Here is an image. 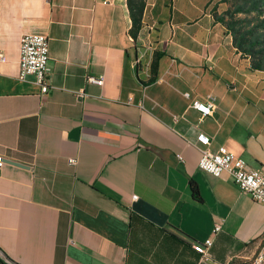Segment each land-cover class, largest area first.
Wrapping results in <instances>:
<instances>
[{
	"label": "crops",
	"instance_id": "obj_1",
	"mask_svg": "<svg viewBox=\"0 0 264 264\" xmlns=\"http://www.w3.org/2000/svg\"><path fill=\"white\" fill-rule=\"evenodd\" d=\"M206 4L147 3L145 48L126 0H0V264H252L264 206L202 172L194 145L205 134L264 172V78ZM31 34L49 40L45 94L16 79ZM140 48L161 55L152 82ZM210 237L202 260L192 245Z\"/></svg>",
	"mask_w": 264,
	"mask_h": 264
},
{
	"label": "built area",
	"instance_id": "obj_2",
	"mask_svg": "<svg viewBox=\"0 0 264 264\" xmlns=\"http://www.w3.org/2000/svg\"><path fill=\"white\" fill-rule=\"evenodd\" d=\"M150 49L143 51L141 48L136 53L134 59V68L142 72L145 79L149 81L151 75L152 55H148ZM152 51H149L151 53ZM138 54V55H137ZM49 60V40L47 37L38 34L25 35L21 38L19 44V59L16 79L25 81L28 77H32L34 82L40 87L41 94L48 91V81L50 69L48 67ZM90 84L102 85V80L96 78H88ZM193 107L203 116H209L215 105L212 98L208 99L206 105L195 102ZM211 140L205 134H199L196 138L194 147L200 154L198 168L215 178L222 174H228L234 185L241 193L247 194L250 199L264 206V172L262 169H252L247 163L230 152L225 147H219L215 152L210 149ZM182 162L180 156L177 157ZM71 165L75 164V160H69ZM4 165V160L0 156V170ZM136 199V197H133ZM220 231V226H215L211 236H215ZM212 246V238H208L202 245L193 244L192 249L197 251L202 260L210 258V248ZM252 264H264V229L261 237V246L253 259Z\"/></svg>",
	"mask_w": 264,
	"mask_h": 264
},
{
	"label": "trees",
	"instance_id": "obj_3",
	"mask_svg": "<svg viewBox=\"0 0 264 264\" xmlns=\"http://www.w3.org/2000/svg\"><path fill=\"white\" fill-rule=\"evenodd\" d=\"M222 4L231 3L232 8L218 12L217 7L212 10L214 22L220 24L226 35L230 36L231 43L240 59L247 64L248 74L262 75L264 78V0H220ZM126 5L131 21L129 36L137 41L144 29L147 0H126ZM161 55L154 54L151 63V75L156 71L157 59ZM192 197L197 200L196 189L190 187Z\"/></svg>",
	"mask_w": 264,
	"mask_h": 264
},
{
	"label": "rangeland",
	"instance_id": "obj_4",
	"mask_svg": "<svg viewBox=\"0 0 264 264\" xmlns=\"http://www.w3.org/2000/svg\"><path fill=\"white\" fill-rule=\"evenodd\" d=\"M154 0H147V3H151L153 2ZM166 1V0H165ZM195 1H198V2H207L206 6L210 9V10H213L214 7H217L218 9V12L219 13H222L225 9L227 8H232L231 7V3L225 5V4H220V0H195ZM151 17V15H150ZM157 26V21H156V18H151V19H146V25H145V28L144 30H142V32L140 33L138 39L139 40V43L144 45L145 48L146 47H149L152 45V43L154 42V39H155V27ZM149 52V51H148ZM153 57H154V54L152 53V60H153Z\"/></svg>",
	"mask_w": 264,
	"mask_h": 264
},
{
	"label": "water",
	"instance_id": "obj_5",
	"mask_svg": "<svg viewBox=\"0 0 264 264\" xmlns=\"http://www.w3.org/2000/svg\"><path fill=\"white\" fill-rule=\"evenodd\" d=\"M7 261H9V260H7ZM10 263H12V262H10Z\"/></svg>",
	"mask_w": 264,
	"mask_h": 264
}]
</instances>
